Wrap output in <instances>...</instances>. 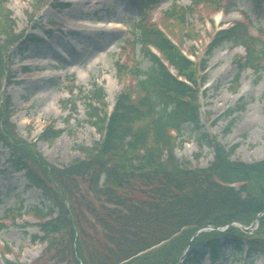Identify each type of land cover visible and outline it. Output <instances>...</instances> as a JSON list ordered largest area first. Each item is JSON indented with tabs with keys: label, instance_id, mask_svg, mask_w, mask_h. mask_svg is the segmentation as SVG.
Segmentation results:
<instances>
[{
	"label": "trees",
	"instance_id": "obj_1",
	"mask_svg": "<svg viewBox=\"0 0 264 264\" xmlns=\"http://www.w3.org/2000/svg\"><path fill=\"white\" fill-rule=\"evenodd\" d=\"M37 1L41 6L42 0ZM159 2L135 4L140 17L129 43L141 47L150 67L135 60L131 66L117 63L120 80H131L112 113L105 90L93 85L85 97L87 124L101 135V142L81 148L83 156L70 165L57 167L43 158L36 144L19 137L12 123L14 105L3 81L10 52L21 38L11 10L0 0V142L11 151L14 171L24 172L28 187L41 191L43 204L30 213L42 236L33 241L47 246L51 264H203L207 257L210 264H218L229 249L235 254L248 249V257H264V161H233L237 146L227 150L205 132L198 139L200 148L206 145L214 151L207 168L177 158L184 126L203 130L200 100L207 67L191 62L182 45L147 21ZM177 2L162 22L181 26V43L198 40L199 33L191 32L187 21L193 7L183 9ZM201 4L220 8L219 1L192 0L193 6ZM212 42L209 54L229 42L244 45L242 70L263 79L264 39L254 36L248 24L236 23ZM152 46L161 57L152 54ZM191 53L196 55L195 50ZM70 92L75 94L74 89ZM67 102L76 112V103ZM62 134L49 127L40 139L53 143ZM200 159L198 155L197 162ZM257 219L259 229L252 235L232 226L249 227ZM207 226L216 230L194 238ZM5 227L0 224V231Z\"/></svg>",
	"mask_w": 264,
	"mask_h": 264
},
{
	"label": "rangeland",
	"instance_id": "obj_2",
	"mask_svg": "<svg viewBox=\"0 0 264 264\" xmlns=\"http://www.w3.org/2000/svg\"><path fill=\"white\" fill-rule=\"evenodd\" d=\"M4 1L16 22V34L22 39L19 43L32 34L44 38L43 42H33L29 47L26 42L22 48L28 47L27 51L16 48L10 52L6 81L10 77L12 84L6 87V94L12 97L14 105L12 122L18 136L36 144L47 162L57 167L70 165L83 156L79 152L81 148L95 147L101 142V135L87 124L85 97L92 92L93 85L105 90V101L112 108L131 80L128 77L120 80L117 63L122 60L131 66L135 60L145 68L150 67L149 61L141 56V47L129 45L135 39L140 12L131 0H71L70 6L63 7L58 0H42L41 6L37 0ZM175 1L183 9L193 7L187 21L189 30L199 33L198 44L189 40L181 43V26L161 21ZM214 1L220 2L225 16L215 10L216 6H193L192 0H160L148 17L161 23L184 51L192 54L197 49V57L208 60L205 85L208 91L201 101L203 130L197 132L191 125L184 126L179 140L184 145L175 152L178 160L201 169L214 159L213 149L206 145L200 148L198 139L202 132L216 137L227 150L237 146L233 158L237 161H264V77L259 80L251 71L242 70L243 64L236 61L235 54L244 55L245 51H233L232 42L215 50L211 57L205 55L209 37L222 26L245 21L253 35L261 31L264 35V0ZM94 13L93 17L103 23H94L92 29L99 27L102 31L92 32L87 28L78 35L69 33L70 28L65 25L68 18H85ZM71 26L84 27L76 22ZM26 66L30 69L25 72ZM71 89L75 90L74 95ZM69 100L76 103V112ZM49 127L63 131L53 143L40 139ZM198 155L201 159L197 162ZM10 158L11 151L0 142V224L6 226L0 231V264L7 261L51 264L45 253L47 246L33 241L42 233L37 227L29 226L36 223L30 210L43 204L42 194L28 187L25 173L14 171ZM247 251L235 254L229 249L225 261L218 264H264V257H248ZM203 264H210L208 257Z\"/></svg>",
	"mask_w": 264,
	"mask_h": 264
},
{
	"label": "bare ground",
	"instance_id": "obj_3",
	"mask_svg": "<svg viewBox=\"0 0 264 264\" xmlns=\"http://www.w3.org/2000/svg\"><path fill=\"white\" fill-rule=\"evenodd\" d=\"M76 20V23H78L79 25H83L84 27H82V28H77L79 31H84V30H86V28H90V27H92L93 25L91 24V23H83V21L81 20V19H75ZM67 25L69 26V27H71L70 26V23H67ZM71 28H73V27H71ZM98 30V32H100V31H102V30H99V29H97ZM92 32H96V30H91ZM88 36H86L85 37V39L87 38ZM110 40V39H109ZM90 43H94V42H90ZM218 60H217V58H215V62H217Z\"/></svg>",
	"mask_w": 264,
	"mask_h": 264
}]
</instances>
